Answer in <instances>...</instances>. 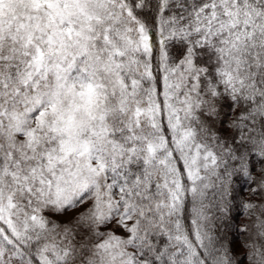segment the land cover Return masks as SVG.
Instances as JSON below:
<instances>
[{"label": "snow or ice", "instance_id": "obj_1", "mask_svg": "<svg viewBox=\"0 0 264 264\" xmlns=\"http://www.w3.org/2000/svg\"><path fill=\"white\" fill-rule=\"evenodd\" d=\"M0 264H264V0H0Z\"/></svg>", "mask_w": 264, "mask_h": 264}]
</instances>
